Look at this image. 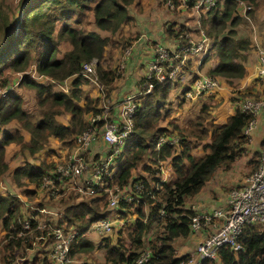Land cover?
Instances as JSON below:
<instances>
[{"label": "trees", "instance_id": "1", "mask_svg": "<svg viewBox=\"0 0 264 264\" xmlns=\"http://www.w3.org/2000/svg\"><path fill=\"white\" fill-rule=\"evenodd\" d=\"M239 1L252 6L245 11V14L251 16L253 8L261 0H223L207 9L199 19L201 29L203 28L204 34L210 39L209 49H215V64L206 73L211 77L218 76L228 80V85L231 84L230 79L243 76L244 55L241 53L250 45L248 38L236 36L234 27L240 21L237 12ZM132 2L133 0H24L22 4V0H18L15 10L17 13L20 10L21 14L17 19L14 12L8 13L0 0V85L6 83L4 75L7 71H22L31 60L37 73L56 82L72 77L68 93L53 91L49 84L36 82L27 75L21 77L18 87L25 86L33 90L35 104L39 109L34 121L22 108L21 97L13 89L0 97V127L3 128L14 120L28 134V142L24 143L18 131H1L0 178L8 169L4 146L9 143L17 144L19 152L27 151L30 155L42 150L49 137L57 139L65 149L73 147L74 137L87 126L85 117L99 112L95 105L98 99L89 96L82 98L80 85L88 82V79L80 74L81 64L94 58L96 82L102 86L104 93L112 88V82L116 78L115 67H102L100 59L104 58L107 45L110 48L118 46L117 41L112 40L110 36L117 32L123 23L131 20L127 7ZM187 5H191V2ZM91 25L95 29L90 28ZM97 30L109 35H101ZM182 30L183 27L180 26L174 33L171 24L167 21L163 23L165 36L176 37L178 40ZM209 52L201 63L208 58ZM187 69L188 62L183 65L182 70ZM177 79L152 81V89L141 96L133 115L132 133L116 158L115 170L103 179L106 188L112 185L122 188L139 182L143 186L134 201L118 202L117 208L124 212L121 215L131 214L133 220L119 226L113 241L107 234L101 236L100 241L103 242L101 245L104 249L101 264H132L138 253L144 249L150 251V256L143 264H178L185 260L187 254L177 255L174 244L176 240L186 238L191 232L190 221L194 212L185 206L184 202L198 193L218 168H229L243 150L240 145L248 141V137L241 134V129L251 116L234 106L232 113L227 115L221 124L201 129L203 135L207 134L209 138L203 145L206 152L202 155H192L190 141L183 135L179 136L176 151L166 144L153 150L158 136L172 133L166 127L158 126L159 110L167 101L170 85ZM80 100H83L82 105L78 104ZM205 106L201 107L196 118L202 116ZM62 112L69 113L65 125L57 122L55 118ZM167 124L172 125V122ZM197 124L200 125L194 123L195 128ZM171 127L176 130L175 125ZM180 130L178 128L176 131ZM196 131L187 132L192 135ZM146 150H149L151 155L147 163L142 159ZM167 156L174 176L168 182H161L153 177L154 170L149 167L157 159ZM138 167L149 173L151 184L140 175H131V171ZM54 170L53 160L41 161L37 166L25 162L16 166L10 177L14 185L21 188L23 197L28 198L36 191L29 190L27 186L39 188L42 179ZM154 184H157L156 188ZM104 194L102 190H98L85 200L68 202L55 220L46 218V213L42 214L41 220L51 226L72 227L75 230L68 258L79 252L89 251L94 246L86 236L91 233L86 231L93 221L108 214L114 217L106 207ZM17 197V194L8 192L0 194V227L4 232L2 238H8L4 244L7 249L23 247L27 250L41 240L33 241L26 235L17 236L21 231L20 224L16 222L20 215V201ZM50 200L52 199L46 197L44 204H48ZM33 205L32 207H43L42 202ZM130 208H133L132 213ZM160 209L163 211L162 215L159 214ZM31 213L29 209L28 214ZM38 231L40 230L35 229L32 232L38 235ZM41 231L45 233L47 229ZM239 241L241 250L231 252L227 248H220L215 260L205 259L201 264H264L263 230L247 225L242 229ZM8 254L12 259V251H8ZM38 262L50 264L45 256Z\"/></svg>", "mask_w": 264, "mask_h": 264}, {"label": "built area", "instance_id": "2", "mask_svg": "<svg viewBox=\"0 0 264 264\" xmlns=\"http://www.w3.org/2000/svg\"><path fill=\"white\" fill-rule=\"evenodd\" d=\"M189 1L191 5H187ZM221 1L223 0H177L179 5L191 6L203 11L204 14L207 9ZM166 3L172 7L171 0H167ZM238 4L242 6L244 14L250 8V5L244 1H239ZM208 46L209 38L203 30H200V37L197 40H193L187 33H180L175 47L171 49L154 43L151 47V58L147 61L146 73L135 89L136 91L134 90L123 97L115 114H109L108 104L103 103L102 109L98 113L86 116V128L74 137L71 151L54 165L55 170L51 173L52 175H46L42 179L39 189L51 196H56L59 189L65 185L75 187L79 193L86 195L95 194L98 190L106 191V207L111 213H117L115 210L118 209L119 201H134L137 194L142 191L143 185L140 182L122 187L123 189L115 185L106 188L103 179L110 176L115 170L116 158L132 133L133 115L140 103L141 96L150 92L153 80L171 79L175 81L181 75L183 65L187 63L188 58L198 53L204 54L208 50ZM131 53L132 44L122 49L118 71L124 67L126 59ZM257 53L256 74L258 78H264V50L259 49ZM95 65L94 58L83 62L80 74L94 83L100 96L105 98L106 93L103 92L102 86L96 82L94 76ZM15 75L16 80L13 83L0 86V97L14 89L23 75H27L33 80L43 79L48 84H55L62 92L66 89L60 82L37 73L33 63L29 64L26 69L15 72ZM217 87L218 81L208 75L193 81L183 91L182 97L191 99L204 92H211ZM237 106L240 111L251 116V119L241 129V134L248 137L256 127L258 115L264 114V97L259 99L244 98L239 101ZM98 140L105 144V149L103 153L94 158L91 154V146ZM163 144L175 148L179 144V136L176 133L162 134L156 138L153 149L157 150ZM156 186L157 184H154L155 188ZM225 195L223 207L210 210L198 209L193 213L190 221V234L200 233L206 228L209 231L205 232L201 240L196 243L193 252L178 264H201L205 259L215 260L220 248H227L231 252L241 250L239 236L247 225L260 227L264 231V136L255 169L244 177L241 185L229 188ZM29 208L32 213L21 221V231L17 236L26 235L28 237L32 229L40 230L34 240H41L39 243L42 251H45V257L49 263H67L70 244L76 234L75 230L72 227L51 226L45 221L38 220L37 213L44 212V209L32 206ZM159 214H163L162 209L159 210ZM116 222V218L108 214L93 221L86 232L103 236L112 230ZM42 229H47V231L43 233ZM149 256L150 251L144 249L138 253L132 264H143Z\"/></svg>", "mask_w": 264, "mask_h": 264}, {"label": "rangeland", "instance_id": "3", "mask_svg": "<svg viewBox=\"0 0 264 264\" xmlns=\"http://www.w3.org/2000/svg\"><path fill=\"white\" fill-rule=\"evenodd\" d=\"M1 1L4 3L8 13L13 14L14 11L17 12L15 8H16L18 0H1ZM259 4H257L256 6H258ZM159 5H162L161 0H159ZM162 7L164 6L162 5ZM255 8H253V10H255ZM179 16L181 15L174 14V17H176L177 19L179 18ZM246 16L249 18V21L244 20L245 18L243 17H240V21L234 27L236 36H240L241 29L243 27L246 29V31L248 28L247 25H249L250 27V23L252 22L253 12L251 16L247 14ZM174 17L171 16V18L167 21V23L171 20L176 21ZM181 17L183 19H180L179 21H181L184 25L190 26L191 24H193L191 20H188V21L186 20L188 17H185V16H181ZM140 25H142V23ZM90 28L95 29L93 25H91ZM159 28H160V25H159ZM176 28L179 29V27H176ZM102 34H105V33H102ZM106 35H109V34H106ZM156 35H159V37L162 38V31L157 32ZM135 36H136V33L133 35L129 34L125 36H122V35L120 36V34L118 33V39L116 42L118 43V52L122 51L124 47L131 44ZM113 47H116V46H112V48ZM214 51L215 49L212 48L205 63L202 64L201 67L199 68L200 70L203 69L204 73H206L208 69L210 68L209 66L211 65V62L209 60L213 59ZM106 53L107 54L105 55V57L103 56L104 58L100 59V62H101L100 65L102 66L109 64V61H108V58L110 57L109 50H106ZM32 59H33V55H32ZM31 63H33L32 60L29 61L28 65ZM115 65H116L115 71H117L118 63ZM195 72L196 70H190L188 71L187 74L184 72L185 77H183L184 73H182L181 75L178 76V80L175 83H172L170 85L167 101L163 105V107L159 110L160 120L158 121V126L166 127L168 131L172 133H176L178 136L180 135L185 136L186 139L190 141V144L192 146V150H191L192 155L197 157V156L202 155L204 152H206L203 145L209 141L207 134L204 136L203 133L201 132L202 128H207L210 125L221 123L227 117V115H229V113L230 114L232 113L234 106L238 104L239 101H241L242 99L244 98L259 99L264 96V93L255 92V94H251L250 92H247L245 88L240 87L238 80H233V83L230 81L229 83L231 84L228 85V82H227L228 80L220 78L221 84L219 85L218 91L213 93L209 98L205 99L202 103L200 101L199 102L186 101L188 99H185V98L183 99L184 101L180 100L177 96H175L177 89L182 90V88L189 82V80L191 79V77L193 76ZM186 87H189V86L187 85ZM14 91L21 96L22 107L32 117L31 120L34 121L38 115L39 109L35 104L34 96L33 98L31 96V93L33 90L25 86H20L19 89H15ZM95 105L97 108H99V110H101L102 105H103L101 99H98V102H96ZM203 105H206L205 111L202 112V116H200L199 118H196L199 113V110L201 109ZM64 116H65V113L63 114L62 112L60 115L56 116V119L59 121H66V118ZM161 117H163V119ZM169 121L172 122V125L176 126V130L178 128L181 130L180 131L174 130L171 127L172 125L167 124ZM194 123H200V125L198 126L197 124V128H195L196 125H194ZM9 125L11 126L10 128H16L18 130H21V132H23L27 136L25 137V140H23L24 143L28 142L27 133L25 132V130H22V128L18 125V123L16 125L15 122H11ZM190 130H194V131L197 130V131L194 134L189 135L187 131H190ZM261 146H262V141L260 142L255 141V143L248 142L246 146L245 144H241L240 147L241 148L244 147V150H242L241 153L234 159V161L231 163L229 168H226V167L218 168L214 172V174L209 179L211 180L212 183H214L213 187L214 189H217V191L219 192V196H222V194L225 195V193L227 192L229 188H231L232 186H235V183L241 182L242 179L249 172L255 169L256 164H257L258 153H259ZM58 147L62 149L59 141L55 138L49 137L47 139V143L43 146L42 150L38 151L34 155H30L27 151L19 152L18 147L17 148L13 147L14 150L11 151L10 159L14 157L16 154H18L16 155V157L19 159L18 162H16L17 165H19L20 163L22 164V163L27 162V163L37 166L40 164L41 161H52L55 155H57L56 152L58 153V149H57ZM148 155H149V150H146L144 153V158H142L143 162H144V159L145 161L147 160ZM58 159L60 158L56 156L54 159L55 161L54 165L61 161ZM165 167H166V163L164 164L163 169H166ZM149 168H151V166ZM219 170L223 171L222 172L223 176L221 177L218 172ZM132 171H133L132 175L134 176L140 175L139 167L137 169H133ZM8 173H10V171H6L0 178V194H3V193L7 194L8 192V193L18 195L17 198L20 201V207H19L20 215L16 219V222L19 224H21V221L23 219L27 218L28 211L30 209L29 206H34L33 204L37 202H40V203L42 202L43 207L41 208L44 209V212L37 213V219L41 220V217L43 216L42 214L46 213V218L51 217L52 219L55 220L61 215V212L63 211L62 208L68 202L76 203L78 201L85 200L89 197V195L81 194L76 190L75 187H72L69 185H65L63 188L59 189V192L56 196L48 195L45 193V191H41L39 188H35L32 185H29L27 186V188L29 190H34V192L36 191V193L31 195V197L25 198L22 195L21 188L16 187L14 185L12 178L9 177ZM214 175H215V178H214ZM173 176L174 174L172 173V170H169L167 178L170 177L169 179L171 180ZM226 178L230 180L231 182H224L225 180H227ZM218 179H219L218 183H216V186H214L216 180ZM7 181L10 184L9 183L6 184ZM21 181L24 182L23 179H21ZM217 185H219V187ZM2 187H4L6 191H2L4 190ZM207 187H210V185L207 184ZM103 192L105 193L104 201L106 203L107 192L106 191H103ZM46 197H49L52 199L48 202V204H44ZM188 202H190V200L185 201V205H187ZM99 205H101V203H99ZM223 205L224 203L218 207H223ZM146 207L147 206L144 207V210H146ZM129 211L130 213H132L133 208H130ZM112 215L116 218V220H118V213H113ZM129 216H131V214H129ZM129 219H132V217H130ZM120 225L121 224H119L117 221L114 224L112 230L109 232V234L107 233L106 236H111L110 237L111 241H113V239L116 237L115 231L119 228ZM255 227L261 229L260 227H257V226ZM33 230L34 229H32V231ZM32 231L28 234L30 235L28 236V238H31L34 241L35 234H33ZM3 234L4 232L1 230V227H0V264H28L29 262H32L33 264H39L38 260L40 261L42 257L45 256V251H41L42 247L40 243H38L36 246L31 245L32 248L28 249L27 251L23 247H16L11 250L5 248L4 244L5 242L8 241V238L7 239L2 238ZM147 235L148 236L150 235V231L147 233ZM86 236L88 237L90 241L93 242L94 246H92V248L89 251H85V252L82 251L76 255H72L71 257H69L68 263L70 264L71 263L72 264H101L103 263L104 249L102 248V245H101L103 242L100 241L102 238L101 235L88 233ZM180 241L181 240L178 239L174 242L177 253H179L178 249L180 247L179 245ZM124 243L127 244V241H125ZM8 251H12V255H11V257H13L12 259H10Z\"/></svg>", "mask_w": 264, "mask_h": 264}, {"label": "crops", "instance_id": "4", "mask_svg": "<svg viewBox=\"0 0 264 264\" xmlns=\"http://www.w3.org/2000/svg\"><path fill=\"white\" fill-rule=\"evenodd\" d=\"M167 0H161L162 5L165 7H162V5H159V0H133V2L128 5V13L132 17L130 21L123 23L119 30L115 32L110 38L112 40L117 41L118 39V33L120 36H125L129 34H135L136 36L134 40L132 41V53L127 57L126 62L124 67H121L120 70L116 71V78L112 82V88L106 93L105 98H102L100 96V93L98 91V88L94 83L91 81L89 82H83L80 85V89L82 92V98L85 96H89L91 98H96V99H101L102 104L107 103L109 106V114H115L117 111V107L119 102L123 99L125 95L128 93L133 92L137 86L139 85V82L141 79L144 77V74L146 73L147 69V61L151 58V47L154 43L161 44L169 49L174 48L175 44L177 43L176 37L172 36H165L163 33V23L168 21L171 16L174 17V14H179L181 16L188 17L186 20H191L193 24L190 26L184 25L180 19H183L181 16L177 19L176 21L171 20L168 22V24H171V27L176 33V27H183L182 32L180 33H187L193 40H197L200 37V23L199 19L200 16L204 14L203 11L194 9L191 6H181L177 2V0H171L172 2V7H169L166 3ZM260 3V4H259ZM258 6H256L255 10L253 11V17H252V22L250 23L246 29L243 27L241 29L240 36H244L245 38H248L249 40V48L245 51H243L241 54L244 55V60H242V65L244 67V74L241 78L239 79H230V81L233 83V80H238L240 87H243L247 90V92H250L251 94H255V92H260L264 93V78H258L256 71H257V63H258V53L257 51L259 49L264 50V0H261L258 2ZM242 6L238 4L237 6V12L240 15V17L245 18L244 20L249 21V18L246 16V14L242 13ZM14 14L17 15V12L14 11ZM143 20H147L146 22ZM178 20V22H177ZM142 23V25H140ZM153 23V24H152ZM187 24V23H185ZM140 25V26H139ZM160 25V28H159ZM98 31V30H97ZM162 31V38L159 37V35H156L157 32ZM101 35H106L107 33L104 31H98ZM105 33V34H102ZM108 36V35H106ZM208 38V37H207ZM161 40V41H160ZM210 48V39H209V46L208 50L204 53H198L195 55H192L188 58L187 62L189 63V69L190 70H196V72L193 74L189 82L182 88V90L177 89L175 96H177L180 100H183L184 98L182 97L183 91L187 88L186 86L191 85V83L195 80L202 79L205 76H208L207 73L203 72V69L200 70L199 68L201 67L202 59L205 57V55L211 51ZM106 50H109L110 57L108 58L109 64L108 65H101L104 68H109L112 69L116 67L115 64L119 62V57L121 54V51L118 52V46L116 47H109L108 45L105 47V52H104V57L107 54ZM210 54V52H209ZM214 54V53H213ZM206 61V60H205ZM211 62V65L209 66L210 68L215 64V55H213V59L209 60ZM191 62V63H190ZM101 63V62H100ZM190 70H183L180 74L182 73H188ZM185 73L183 74V77H185ZM5 79L6 83L4 85H8L13 83L16 80V75L14 71H7L5 73ZM214 78L218 81V87L214 89L211 92H204L200 95H197L191 99H188L186 101H192V102H203L205 99L209 98L213 93L218 91L219 85L221 84L220 77L214 76ZM71 80L72 77L65 78L64 81H60L61 84L65 86V90H63L64 93H68V91L71 88ZM178 80V79H177ZM36 82L43 83V84H48L46 81L43 79H35ZM52 88L53 91H60L59 87L55 84H49ZM20 86L18 85L14 88L19 89ZM179 90V91H178ZM136 91V90H135ZM62 92V91H61ZM31 96L33 98L34 93L32 91ZM21 97V96H20ZM22 99V98H21ZM35 100V98H34ZM184 101V100H183ZM78 104L82 105L83 100H80ZM23 108V107H22ZM24 109V108H23ZM25 110V109H24ZM26 111V110H25ZM28 113V112H27ZM65 113V118L66 121H59L56 119L57 122L61 124H67V120L69 118V113ZM29 114V113H28ZM230 114V113H229ZM56 118V117H55ZM86 118V117H85ZM11 122H15L14 120H11L7 124H5L2 127H0V136H1V131L7 130V131H18L22 135V141L25 140V137H27L21 130H18L16 128H10L11 126L9 125ZM223 122V121H222ZM221 122V123H222ZM17 125V122H15ZM219 123V124H221ZM2 128V129H1ZM23 130V129H22ZM26 132V131H25ZM27 133V132H26ZM28 135V134H27ZM248 141L245 143V146L248 144V142L255 143L262 141V138L264 136V114H259L257 117V124L256 127L251 131V133L248 135ZM24 138V139H23ZM60 143V142H59ZM61 145V144H60ZM257 145V143H256ZM18 147L17 144L15 143H9L4 146V158L8 163V169L7 171H11L18 166L16 162H18V158L16 157V154L14 157L10 159V154L11 151L14 150L13 147ZM73 146V145H72ZM58 153L56 152L58 160H62L64 157L67 156V154L71 151L72 147L69 149H65L64 147L57 148ZM105 149V144L102 143L101 141H97L91 146V154L95 157L99 155L100 153H103ZM154 150V149H153ZM173 151H176V147L172 149ZM244 150V147H243ZM259 154V153H258ZM150 151L149 155L147 156L148 158L150 157ZM55 157L52 159L54 161ZM147 158V159H148ZM57 161V160H56ZM55 162V161H54ZM147 163V160H146ZM166 163V169H163L164 164ZM21 164V163H20ZM19 164V165H20ZM116 166V161L114 164V167ZM151 169L154 170L153 177L155 179L160 180L161 182H166L169 181L170 177L167 178L168 176V171L171 170L170 168V160L169 157H164L157 159L155 163L150 164ZM131 171V175H132ZM220 174V177L223 176V171L219 170L218 171ZM133 176V175H132ZM140 176L144 177L147 182L151 184V176H149V173L147 171H142L140 170ZM167 178V179H166ZM215 178V175H214ZM227 179V178H226ZM244 179V178H243ZM242 179V180H243ZM236 180V179H234ZM219 179L216 180V183H218ZM224 182H231L230 180H225ZM9 182L7 181L6 184ZM10 184V183H9ZM207 184L210 185V187H207ZM213 184L210 179H208L203 187L199 190L198 193L193 195L192 197L186 199L190 200L187 205H184L192 208L193 212L196 210H210L212 208H216L218 206H221L224 201H225V196H219V192L217 189H214ZM242 184L241 182L235 183V186L232 187H237ZM219 187V185H217ZM5 189L4 187H2ZM123 189V188H122ZM115 212L118 213V223L121 225L126 224L129 221L133 220L132 216H129L128 213L125 215H121V213H124L120 211L119 209H116ZM132 217V219H129ZM209 229L206 228L204 231H201L200 233L197 234H190L184 239H180V247L178 249V252L176 251L177 255L181 254H189L193 252L195 245L198 241L201 240V238L204 236L205 232H208ZM28 250V249H27ZM26 250V251H27ZM190 250V251H188ZM192 250V251H191Z\"/></svg>", "mask_w": 264, "mask_h": 264}, {"label": "water", "instance_id": "5", "mask_svg": "<svg viewBox=\"0 0 264 264\" xmlns=\"http://www.w3.org/2000/svg\"><path fill=\"white\" fill-rule=\"evenodd\" d=\"M23 1H24V0H22V4H23ZM22 4H21V5H22ZM20 14H21V11L19 10L18 13H17V19L19 18V15H20Z\"/></svg>", "mask_w": 264, "mask_h": 264}, {"label": "clouds", "instance_id": "6", "mask_svg": "<svg viewBox=\"0 0 264 264\" xmlns=\"http://www.w3.org/2000/svg\"><path fill=\"white\" fill-rule=\"evenodd\" d=\"M14 90V89H13ZM264 97V96H263ZM262 98V97H261ZM235 106H237V104L235 105ZM238 107V106H237ZM240 110V109H239Z\"/></svg>", "mask_w": 264, "mask_h": 264}]
</instances>
